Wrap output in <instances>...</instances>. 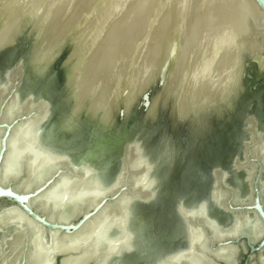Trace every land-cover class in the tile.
<instances>
[{
	"label": "water",
	"instance_id": "water-1",
	"mask_svg": "<svg viewBox=\"0 0 264 264\" xmlns=\"http://www.w3.org/2000/svg\"><path fill=\"white\" fill-rule=\"evenodd\" d=\"M43 1H0V6L4 4L0 7V57L5 54L0 60V90L7 86L6 92L0 93V264H61L63 259H93L85 264H101L106 255L114 254L112 248H117L100 240L105 221L116 220L120 206L112 205L118 198L127 197H132L134 213L128 226L131 249L111 256L107 264L166 261L184 248L182 233L187 228L191 257L200 264H239L241 252L247 254L244 264H260L258 253L264 249V234L257 239L237 235L248 211L255 212L264 225V162L254 153L259 139L253 133L254 126L264 131V70L254 56H242L239 87L234 83L239 91L219 116L210 111L203 112L195 122L175 121V111H169L175 100L161 90L173 80L170 50L146 71L151 80L142 85V81L132 80L113 90L104 108L96 110L90 105L93 97L84 103L77 97L76 28L61 37L53 49L43 50L48 24H37ZM252 1L264 15V0ZM252 29L254 35L264 39V32ZM5 30L11 33L6 35ZM22 45L19 54L16 50ZM41 54L48 60L35 66L33 59L38 60ZM58 59L62 81L58 91L51 93L46 75ZM15 96L21 110L12 111L3 120L4 110ZM127 99L131 104L124 109ZM43 106L46 112L38 122ZM32 123H38L34 138L38 148L60 160L40 163L43 155L30 148L17 151L15 137ZM84 126L94 130L96 137L71 152L64 144L79 135ZM193 128H198L195 133ZM161 130L174 135L179 150L174 167L158 157ZM105 133L108 137L100 146L102 153L92 156L91 149ZM137 153L149 165V177L157 184L146 205L141 201L146 195L130 186L135 172L131 164ZM249 165L252 205L237 206L232 202L233 191L227 189L220 175L226 173L232 185L238 184L242 180L237 169ZM81 170H87L106 192L97 195V189L78 190L66 198L69 185L87 177ZM214 187L228 194L227 201L221 203L224 213H241L233 232L216 230L205 214H189L186 220L177 209L179 202L186 212L203 205L214 222H222L226 214L211 199ZM110 208L113 212L84 242L74 243V233Z\"/></svg>",
	"mask_w": 264,
	"mask_h": 264
},
{
	"label": "bare ground",
	"instance_id": "bare-ground-1",
	"mask_svg": "<svg viewBox=\"0 0 264 264\" xmlns=\"http://www.w3.org/2000/svg\"><path fill=\"white\" fill-rule=\"evenodd\" d=\"M28 1L34 4V0ZM96 1L44 0L40 3L42 10L37 23L46 21L48 24L43 44V50L45 47L46 51L53 49L61 37L76 28L74 37L77 43L74 45L79 56L76 58L74 82L77 97L80 103L93 97L90 105L96 110L104 108L106 98L113 90L123 88L132 80H137V83L142 81L141 85L148 82L150 75L146 76V71L169 50L173 54V80L167 89L161 90L175 100L170 103L169 111L170 114L172 110L175 111V114L172 113L176 122L184 119L195 122L203 112L208 114L214 111L218 116L225 112L239 91L242 56H254L264 70V39L252 33V28L264 32V15L252 0H98L101 4L94 9L92 7L97 4ZM8 31L6 35L11 33ZM44 56L46 54H41L32 63L35 66L44 63L48 60ZM232 86L236 88L228 91ZM6 90L7 86H4L0 93ZM130 104L129 99L124 101V109ZM14 110H18V113L21 110L17 96L10 100L4 110L3 120H7V115ZM45 112L43 106L38 122ZM200 120L197 122L199 125ZM37 124H29L20 136L15 137L17 151L24 152V147L30 148L35 154L43 155L40 163L47 159L60 160L36 145L34 138ZM197 129L193 128L192 133ZM253 133L259 139L254 153L264 162V131L259 126H254ZM172 136L174 135L160 131L158 157L165 164L174 167L178 163L176 159L179 150L175 148ZM131 168L135 172L132 174L134 177H130V186L146 195L147 198L141 200L146 205L149 194L157 184L149 177V165L139 153L134 156ZM81 172H86L87 177L69 185L66 198H70L78 190L97 189V195L106 192L87 170ZM237 172L240 181L242 180L238 184L232 185L226 173L220 175L221 180L227 189L233 191L232 202L235 205H252L249 188L252 165L237 169ZM261 192L263 195L264 185L261 186ZM227 198L225 190L216 187L211 189V199L222 212L224 210L221 203L226 202ZM131 201L132 197L118 198L112 205L120 206L117 218L115 221L106 219L100 240L116 245L117 248H112L114 254L106 255L101 264H107L111 256L131 249L132 233L128 231L134 214ZM262 203L264 206V195ZM177 209L184 214L186 220L189 214H205L206 221L216 230L228 232H233L236 228L241 214L225 211L228 213L223 212L226 214L225 219L214 222L203 205L186 212L179 202ZM110 212H113V208L102 210L90 219L91 222H87L73 234L74 243L84 242ZM112 231L116 234L112 235ZM182 234L185 238L184 248L158 264H178V261L200 264L191 257L188 228ZM263 234L264 225L258 215L252 211L244 213L237 235L257 239ZM88 261L93 259H63L61 264H85ZM258 261L264 264V249L259 251Z\"/></svg>",
	"mask_w": 264,
	"mask_h": 264
},
{
	"label": "rangeland",
	"instance_id": "rangeland-1",
	"mask_svg": "<svg viewBox=\"0 0 264 264\" xmlns=\"http://www.w3.org/2000/svg\"><path fill=\"white\" fill-rule=\"evenodd\" d=\"M98 1V0H97ZM97 4H95V6L97 7L99 4H101L100 2H97ZM94 6V8H95ZM92 7V5H91ZM90 7V8H91ZM8 31V30H7ZM6 31V32H7ZM9 33V31H8ZM24 45L20 46L19 49H17L16 51L20 52L22 51L21 47H23ZM67 46V45H66ZM66 46L64 47L65 48V51H66ZM5 56V54L1 55L0 57V60ZM64 57V55L60 56V58ZM60 62H61V59H58L51 67L50 69L48 70L47 72V89L49 92L53 93V92H56L58 91L59 89V86L61 84V81H62V71L60 70ZM253 75L250 76V78L253 80ZM45 78V77H44ZM42 80V79H41ZM40 83H42L43 85H46L45 82L41 81ZM39 87V86H38ZM181 101V100H180ZM96 134H94V130H92L89 126H84V128L82 129L81 133L79 135H73L72 137H70V139L68 140L67 144L65 143L64 145L65 146H68L70 147L71 152L74 150V149H77V148H81V146L83 145L84 142H87L89 138H92L94 139L96 136ZM108 137V134H104L102 137H101V140H97L98 142L96 143L95 147H93L91 149V154L92 156H97L98 153H102L100 152V146H103V142L104 141H107ZM96 141V139H95ZM204 174H202L203 176Z\"/></svg>",
	"mask_w": 264,
	"mask_h": 264
},
{
	"label": "flooded vegetation",
	"instance_id": "flooded-vegetation-1",
	"mask_svg": "<svg viewBox=\"0 0 264 264\" xmlns=\"http://www.w3.org/2000/svg\"><path fill=\"white\" fill-rule=\"evenodd\" d=\"M238 260L239 264H244L245 262H247V254H242L241 252V256H239Z\"/></svg>",
	"mask_w": 264,
	"mask_h": 264
}]
</instances>
